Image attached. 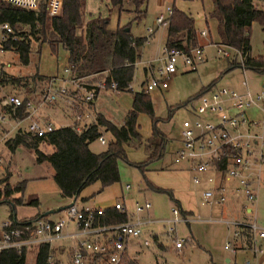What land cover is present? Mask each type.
Wrapping results in <instances>:
<instances>
[{
	"label": "rangeland",
	"instance_id": "obj_1",
	"mask_svg": "<svg viewBox=\"0 0 264 264\" xmlns=\"http://www.w3.org/2000/svg\"><path fill=\"white\" fill-rule=\"evenodd\" d=\"M131 1H124L123 8L126 11H132L134 9ZM85 3L84 14L86 20L91 13L96 15L100 14L102 17L109 18V27L111 29L130 23L131 34L137 37L147 35L146 30L148 28L156 30L148 44L142 48L140 59L137 61L138 65L135 67L134 82L136 92L140 91L141 82L145 83L147 80L144 64L150 63L151 69L153 70L160 66L158 59L161 58L162 49L165 44L166 27L160 26L156 28L155 18L157 15L164 14L167 7H174L179 11L189 12L192 15L198 32L206 27L209 31L208 35L203 38L197 34L199 46L203 47V52L202 61L197 64L195 71L191 72V70H185L180 67L177 74L168 79V88L166 90L161 91L155 89L149 93L154 116L160 121L157 127L167 138L164 157L159 161L147 165L144 176L136 166H133V164L142 163L146 159V152L144 151L143 145L151 133L150 118L145 114H140L137 123L142 138V145L138 148H127V162H118L120 175L118 185L108 189L106 187L98 193L99 197L97 200H109L112 199V196L119 193L120 187L124 188L125 185H128L130 190L125 197V203L128 208H131L134 202L132 199L134 200L136 198L137 192L146 186L145 182H149L163 191H172L173 194H175V190L169 189L176 187L180 191L187 192L188 195H191L187 197L188 203H183V207L192 209L195 218L190 217L188 214H186V217L194 221H190L188 224L184 222L178 224L175 227L176 232L172 236L163 234L164 230L161 226L155 225V227H149L165 246L171 243L173 244L177 238L185 239L181 252L172 250L163 256L158 252L157 246L153 242L148 249L141 248L139 250V248H136L135 242L130 241L128 248L129 255L135 256L140 251L141 253L137 255L139 264H156V262L158 264H235V261L237 264H245L247 260L249 264H264V249H260L261 252L259 254L256 253L254 257L251 254L248 255L241 252L247 251L249 253L254 249L255 243L252 242L253 238L249 229L246 232L248 234V242H250L249 248L246 247L245 240L241 237L232 242L236 251L233 254L225 251L224 246L228 241H232L231 232L234 229L232 227L228 228L225 225H223L224 229H222V224L212 221L219 218L231 219L234 217L239 221L242 218L239 215V199L231 197L224 209L217 206H204L201 205V194L208 188L204 182L195 186L192 183V174L190 172L189 176H185L186 174L184 173L173 175L168 171H155V169L160 168L162 165L169 166L171 170L177 167L173 159L176 150L180 146L179 134L181 126L184 120L192 119L190 106L187 102L189 100L193 101L202 87L214 82L218 87L240 90L239 83L246 79L248 90L254 95L261 90L264 92V75H259L248 70L243 72L237 67L233 69L229 68V62H239L240 60L239 55L232 49H221L227 53V56L217 53L218 48L212 46L218 43L216 24L213 20L207 19L206 25L205 20L201 18L202 15L206 14L207 8L211 4L210 0H148L145 6V17L140 22H131L133 18L132 14L127 12L118 13L116 9H111L107 6L106 0H86ZM254 6L263 8V5L258 2H254ZM29 31L27 26H16L15 32L28 35ZM78 33L80 32L78 31ZM263 42L264 31H262L257 23H252L249 27L250 56L256 57L263 54ZM31 45L34 50H38L40 53L30 55L28 66L21 65L18 62L17 56L12 52H4L0 55V78L2 79L3 77L6 79L4 85L0 86V95L10 93L24 97L27 94H32L34 97H39L38 95L49 80L57 78V85L67 88V96L44 107L41 112V117L46 122L52 123L54 127L66 124L75 129L82 130L89 125L90 121L93 123L95 114H97L94 112L93 107L91 109H88L87 106H82L79 109L76 107L81 94L78 92L76 95L74 92V89H77L75 86L77 83L72 84L70 82L73 78L72 73L64 72L65 69H70L67 63L66 51L58 47L56 54L53 55L48 45L42 43L41 40L32 41ZM35 75L42 76L44 80H35L31 83V78ZM106 75V73H100L84 78L78 82V86L81 88L84 86H98L103 84ZM11 79H20L22 81L28 79L29 85L27 88H24L23 84H13ZM100 93L98 100L101 102L100 106L103 113L121 122L124 115L132 106V94L129 92L114 93L106 87L101 89ZM85 112L89 113V118L81 119L83 120L82 124L77 123L76 117L79 115L84 117L83 113ZM247 114L249 119H258V112L254 108L250 109ZM58 117L62 118L63 121L56 124L55 119ZM102 136L107 143L109 135L103 133ZM91 149L96 153H100L106 149V145H100L96 141L91 145ZM39 150L45 154H51L53 152L52 148L46 145H39ZM3 159L4 162L0 167V179L9 175L8 182L11 186L25 182V187L23 193L14 196L15 198H22L23 205L16 206L13 211L7 204L0 205V224L9 220L12 215H15L19 220L37 215L41 216L47 211L49 206L62 202L60 191L50 175L52 172L51 168L47 164H37L32 149L25 146H18L14 151H10L9 147H7V149H4ZM99 190V184L91 185L85 191V194H91ZM144 198L151 204L150 214L152 219L160 223L163 220L172 218L171 211L173 204L165 192L157 193L155 191H146L137 200H143ZM34 200L37 204H30ZM232 206L235 208L234 212H229L228 209ZM251 210L250 215L245 220L242 219V222L244 221V223L253 224L257 228L264 229V167L260 170L259 184L256 187V201L252 205ZM241 211L244 212V210ZM55 218L65 219L66 214L64 211H60L55 214L46 215L43 219L50 220ZM190 239L194 243L196 242L198 247L193 246ZM141 245H143V241H141ZM69 259V256L64 258L62 260L63 264H68ZM131 259L136 262L135 257ZM34 260L35 252L30 251L26 256L25 264H34ZM227 260L230 261L227 262Z\"/></svg>",
	"mask_w": 264,
	"mask_h": 264
},
{
	"label": "built area",
	"instance_id": "obj_2",
	"mask_svg": "<svg viewBox=\"0 0 264 264\" xmlns=\"http://www.w3.org/2000/svg\"><path fill=\"white\" fill-rule=\"evenodd\" d=\"M5 4L25 11L38 12L40 6H45L46 14L49 18L58 17L62 11L64 0H1ZM172 11L167 8L164 14H160L155 19L157 27H166L169 23ZM148 37L152 35L153 29L146 30ZM208 32L203 30L200 36L206 37ZM9 35H13V30L8 24L0 25V43L6 41ZM218 48L217 53L227 56L224 48ZM220 49V50H219ZM203 47L191 51L190 56L180 53L175 49L163 46L161 58L158 59L160 66L155 70L151 69V64H144L147 80L141 82L139 92L135 90V67L131 82L126 87V92L146 93L159 89L164 91L168 88V79L178 72L182 67L185 70H195V67L202 61ZM239 55L238 68L245 72L244 59ZM3 51L0 49V55ZM65 73L71 74L70 69H65ZM83 79H76L74 76L70 80L75 84V94L79 92V103L77 108L93 103L106 87L103 84L95 86V89L86 90L78 86V82ZM57 78L49 80L44 89L34 97L27 94L20 97L17 94L0 95V167L4 162L3 153L7 149V143L19 136H32L36 138L45 137L51 133L55 127L52 123L46 122L41 117L43 108L48 104L57 102L67 96V88L57 85ZM239 88L218 87L212 84L204 88L188 105L192 119L184 120L180 130V146L175 152L173 162L176 166H186L188 172L192 174V183L197 186L203 180L212 184L213 187L206 189L201 194V205L223 208L229 201V193L225 187H221L215 176H208L214 173L225 180L235 181L237 187L232 194L240 199L245 205L244 208L251 209L256 201V187L259 184L260 170L264 167V92L261 90L257 94H251L248 90L246 79L239 83ZM108 89L117 92L116 84L111 82ZM74 102V100H72ZM256 109L258 119H249L247 112ZM23 111V116H19V111ZM76 117L77 123H83L84 118H89V113L85 112ZM94 123V121H93ZM87 124V122H86ZM91 121L89 125H91ZM88 125V126H89ZM80 132V129H75ZM100 145H106V140L100 136L97 140ZM129 186L125 187L128 190ZM68 207L64 211L66 218L56 220H45L44 214L26 219H17L12 215L9 220L0 224V252L14 249L20 252L25 250H37L40 245H47L49 254L47 261L53 264L58 261L54 258V244L65 239L80 238L78 243L71 249L68 264H120L130 241L141 243L143 236V226L150 224L149 220L143 221L138 218L151 209L148 201L136 202L132 213H129L120 202L115 203L110 209L116 210L126 216V221L112 225H101L100 220L106 215V208L97 206H87L82 204L78 198L69 200ZM58 213V212H57ZM172 218L162 223L166 227V234L172 236L176 232V226L182 222L188 224L193 219L186 217L185 212L178 203H173L171 211ZM226 227L234 229L232 241H228L224 250L235 254L232 242L241 238L240 224L233 219L220 220ZM74 227V233H69V225ZM247 226V225H246ZM252 234V242L255 243L252 252L253 257L264 249V229L255 225L248 226ZM185 239H176L173 246L176 250H182ZM148 243L143 246L148 247ZM60 262V261H59ZM61 263V262H60ZM245 264H249L247 260Z\"/></svg>",
	"mask_w": 264,
	"mask_h": 264
},
{
	"label": "trees",
	"instance_id": "obj_3",
	"mask_svg": "<svg viewBox=\"0 0 264 264\" xmlns=\"http://www.w3.org/2000/svg\"><path fill=\"white\" fill-rule=\"evenodd\" d=\"M85 1L64 0L61 14L58 17L49 18L43 4L38 12H32L11 7L0 0V25L8 24L13 30V35H9L6 41L0 43V49L3 53H14L21 65L28 66L30 55L40 53L32 48L31 42L41 40L48 45L53 55L56 54L58 47L66 51L68 66L71 67L72 75L76 79L106 73V88L114 82L118 93L126 92V87L133 77L134 64L140 58L147 37H134L131 34L130 23L111 29L109 18L102 17L100 14L88 15L86 20ZM106 1L107 6L118 10V13L132 14L131 22H140L145 17V6L148 0H132L134 8L132 11H126L123 8L125 0ZM254 2L261 3L263 8L255 7ZM211 5L208 18L214 20L216 24L218 38L216 45L240 53L244 59L245 70L264 75V42L262 55L252 57L249 54L250 25L257 23L264 31V0H211ZM170 9L172 14L166 26L164 46L190 56L191 51L200 47L194 19L174 7ZM16 26H27L30 30L29 34L16 33ZM228 65L229 68L239 66L237 61L229 62ZM193 71L195 70L191 72ZM35 80H44V78L35 75L31 78V83ZM5 82L6 79L0 78V86H3ZM11 82L17 85L23 84L24 88L29 85L28 79L25 81L11 79ZM82 88L95 89L88 86ZM190 102L189 100L187 103ZM92 107L93 103L87 104L88 109ZM140 114L147 115L151 122L150 136L143 145L146 159L142 163L133 164L144 176L147 165L164 157L167 138L157 127L160 121L154 116L150 95L143 92L132 94V106L125 114L120 127L97 113L94 123L84 127L80 132H77L74 127L65 126L55 128L42 138L17 135L14 140L7 143V147L10 151H14L18 146L32 149L36 163L47 164L53 171L52 179L60 191L61 198L70 200L78 198L85 188L94 183L100 184L99 192H101L104 188L120 181L118 162H127V148H138L142 145L137 123ZM19 116H23L22 110L19 111ZM103 133L109 135L106 149L100 153L92 152L90 145ZM39 145L51 147L53 152L45 154L39 150ZM8 177L9 175H6L0 179V205L7 204L13 211L16 206L24 204L22 198L14 196L23 193L25 182L11 186ZM145 183L150 190L157 193L165 192L170 198L172 197L170 192L163 191L149 182ZM30 204L35 205L37 202L34 200ZM125 221L124 214L114 209H107L100 224L112 225ZM238 228L246 247L249 248L250 242L246 234L248 226L240 225ZM34 252V264H50L47 261L49 254L47 245H40ZM26 256L27 252L24 249L20 252L14 249L3 250L0 252V264H25ZM53 264L61 263L55 261ZM120 264L137 263L128 254H124Z\"/></svg>",
	"mask_w": 264,
	"mask_h": 264
},
{
	"label": "crops",
	"instance_id": "obj_4",
	"mask_svg": "<svg viewBox=\"0 0 264 264\" xmlns=\"http://www.w3.org/2000/svg\"><path fill=\"white\" fill-rule=\"evenodd\" d=\"M211 1V0H210ZM86 2V1H85ZM107 2V1H106ZM85 5H86V3H85ZM167 8H170V7H167ZM166 8V9H167ZM211 8H212V5L210 4L209 6H208V10H207V12H206V14H204V15H202L201 16V18H203L204 20H205V23H206V25H207V19H209L208 18V13L211 11ZM166 9H165V11H166ZM165 11H164V13H165ZM117 12H118V10H117ZM121 13H123V12H121ZM184 13H186V14H188V15H190L191 17H192V15L189 13V12H184ZM89 15H96V14H89ZM160 15V14H159ZM130 16V15H129ZM158 16V15H157ZM193 18V17H192ZM156 19V18H155ZM210 20V19H209ZM214 21V20H213ZM195 22V21H194ZM156 28H158V27H156ZM196 28V27H195ZM152 29V28H151ZM203 30H206L208 33H209V31H208V28L206 27V28H204V29H202L201 31H203ZM155 29H153V33H152V35H150V37L148 38V34L147 35H144L143 37H147L148 39H147V41H146V43H145V45H147L148 44V42H149V40L153 37V35H154V33H155ZM196 31H197V34L200 36V32L201 31H199L198 32V30H197V28H196ZM208 35V34H207ZM134 37H137V36H134ZM139 37H142V36H139ZM166 37V36H165ZM201 38H203L202 36H200ZM144 45V46H145ZM143 46V47H144ZM140 59V58H139ZM231 69H233V68H231ZM177 74V73H176ZM212 84V83H211ZM210 84V85H211ZM210 85H207V86H205V87H202V89L203 88H207L208 86H210ZM101 94V93H100ZM100 94H98V96L96 97V99H95V101L93 102V109H94V112H96V113H99V114H101V115H103L108 121H110V122H112L114 125H116V126H118V127H120V126H122V124H123V120H124V118L121 120V122H119V121H117V120H115V119H113L112 118V116H110V115H107V114H104L103 113V110H102V108H101V102H100V100H98L99 99V95ZM124 117H125V115H124ZM56 121H55V123L56 124H58V122H62L63 121V119L62 118H57V119H55ZM65 126H69V125H66V124H64V125H61V126H57V127H55V128H59V127H65ZM90 150L92 151V152H94L92 149H91V145H90ZM94 153H96V152H94ZM40 165H42V164H40ZM176 167V166H175ZM177 168V170H175ZM175 169H173V170H171V169H169V166H167V165H162V166H160V168H157V169H155V171H168V172H170L171 174H173V175H178V174H181V173H184V174H186L185 176H189V172L187 171V169H186V166H184V165H182V166H177ZM168 169V170H167ZM51 176H53V171L51 172V174H50ZM208 176H215V180L216 181H218V184L221 186V187H225L226 188V190L228 191V193L230 194L229 195V200H230V198L231 197H233V198H235L234 196H232V194L234 193V191H235V189H236V187H237V183L235 182V181H227V180H225L223 177H218L217 175H214V173H209L208 174ZM207 186H208V188H211V187H213V185L212 184H209L207 181H205V179H204V181H203ZM95 184H99L98 182L97 183H94V184H92V185H95ZM151 184V183H150ZM118 184H114V185H112V186H109V187H107V189L108 188H111V187H113V186H117ZM146 185V184H145ZM99 186H100V184H99ZM126 186H128V185H125L124 186V188H122V187H120V190L118 191L119 193L117 194V195H114V196H112V199H109V200H103V199H100V200H97V198L99 197V194L98 193H100L99 191L98 192H93V193H91V194H85V191L90 187H88V188H85L82 192H81V194L79 195V197H78V200L82 203V204H84V205H87V206H97V207H103V208H106V209H110L115 203H118V202H120V203H122L123 205H124V207H125V209L129 212V213H132V210H133V206H134V204L136 203V202H143V201H147L146 200V198H144L143 200H137V198L138 197H142L143 196V194H145V192L146 191H152V190H150L147 186H145L144 187V189H141L140 191H138L137 192V194H136V198H134V200L132 199V201H134L133 203H132V206H131V208H128L127 206H126V203H125V197H126V195H127V192L130 190V187H129V189L128 190H125V187ZM154 186V185H153ZM207 188V189H208ZM167 190V189H166ZM169 190H175V194H173L172 193V191H170V193L172 194V197L170 198V201L172 202V204L173 203H178L179 205H180V207H181V209L182 210H185L184 212L186 213V214H188L190 217H194V212L192 211V209L191 208H189V207H187V208H184L183 207V203L185 204V203H188V196H191V195H188V193L187 192H182V191H180L178 188H176V187H173V189H169ZM103 191V190H102ZM192 197H193V195H192ZM240 200V199H239ZM68 203H69V200H66V199H62V202L61 203H58V204H54V205H52V206H49L48 208H47V211L45 212V213H47V212H50V211H58V209L59 210H62L63 209V207H65V206H67L68 205ZM241 204H243V202L240 200V213H239V215L242 217V218H240V220L238 221L240 224H245V225H247V226H250V224H248V223H244V221L242 222V219L243 220H245L246 218H247V216L248 215H250V213H251V209H249L248 207L247 208H244V206L245 205H242L241 206ZM221 209H224V207L223 208H221ZM234 207L232 206L230 209H228V211L229 212H234ZM241 210H244V212L243 211H241ZM150 211H151V209H150ZM150 211H148L147 213H145V214H141V215H139L138 216V218H140V219H142L143 221H145V220H149L151 223L150 224H146V225H144L143 226V236H142V239H141V241H143V243H148L149 245H148V247H145V246H143V245H141V243L140 242H137V241H134L135 242V246H136V248H139V250H141V248H145V249H148L149 247H150V245H151V243L153 242L156 246H157V250H158V252L161 254V255H167L169 252H171L172 250H174L175 252L177 251V252H181V250H176L175 248H174V246H173V244L171 243V244H169L168 246H165V245H163V243L162 242H160V240H159V238H158V236L157 235H155V233L153 232V231H151L150 230V228L149 227H155V225H158V226H161L162 228H163V230H164V233L163 234H165V235H167L166 234V227H165V225L162 223L163 221H165V220H163V221H161L160 223L157 221V220H155V219H152V217H151V212ZM44 213V214H45ZM53 214H55V213H53ZM195 218V217H194ZM58 219V218H57ZM231 219H233V220H236L237 221V219L234 217V218H231ZM50 220H56V218L55 219H50ZM220 220H225L224 218H219V219H215V220H212L214 223H218V224H222V229H224V227H223V223H221V222H219ZM144 227H146V229H144ZM149 228V229H148ZM144 230H146L145 232H144ZM68 231H69V233H74V227H73V225L72 224H70L69 225V228H68ZM79 237L78 238H72V239H65V240H63V241H60V242H57L56 244H55V246H54V249H53V255H54V258L56 259V260H58V261H60L61 262V264H63V259L64 258H66L67 256H69V254H70V251H71V249L78 243V241H79ZM191 241L190 242H192V245L194 246H196V247H198V245L196 244V242L194 243V241L192 240V239H190ZM133 241V240H132ZM129 246H130V243H129V245H128V248H129ZM128 248H127V254L129 255V253H128ZM241 252H244L245 254H250V253H248L247 251H241ZM141 252L140 251H138L136 254H135V256H130L129 255V257L130 258H132V257H135V259H136V263L137 264H139V262H138V260H137V255H139ZM230 260H227V262H229ZM156 264H158L157 262H156ZM235 264H237L236 263V261H235Z\"/></svg>",
	"mask_w": 264,
	"mask_h": 264
},
{
	"label": "water",
	"instance_id": "obj_5",
	"mask_svg": "<svg viewBox=\"0 0 264 264\" xmlns=\"http://www.w3.org/2000/svg\"><path fill=\"white\" fill-rule=\"evenodd\" d=\"M67 207L68 206L63 207L62 210H65ZM57 212H59V211H50V212L45 213L44 215L46 216V215L53 214V213H57Z\"/></svg>",
	"mask_w": 264,
	"mask_h": 264
}]
</instances>
